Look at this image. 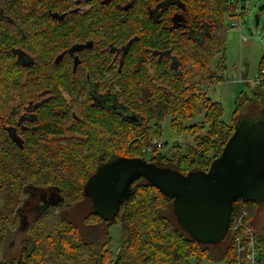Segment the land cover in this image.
Here are the masks:
<instances>
[{
    "label": "trees",
    "instance_id": "trees-1",
    "mask_svg": "<svg viewBox=\"0 0 264 264\" xmlns=\"http://www.w3.org/2000/svg\"><path fill=\"white\" fill-rule=\"evenodd\" d=\"M77 1L0 0V32L6 33L8 39H28L33 57L31 65L18 66L4 59L6 50L0 48V91L5 93L16 84H45L44 80L63 87L54 97L59 106L53 114L56 122H44L41 126L50 139L30 138L20 144L12 141L4 147L0 145V196L20 192V182L54 183L61 194L58 202L35 213L34 226L11 258L7 256L8 241L14 234L11 231L19 228L21 205L0 204V264H191V258H199L210 244L198 242L181 226L173 210V198L141 177L133 184L134 194L110 218L95 211L87 187L101 164L121 156L143 157L182 173L209 169L234 132L235 124L264 112V79L259 84L246 79L252 93H240L232 124L223 120L222 103L213 101L199 88L214 79H223L211 65L217 55L223 54L221 60L226 68V15L233 14L236 2L171 0L166 26L139 19L133 23L130 18L119 23L110 19V4L100 0ZM86 5L90 6L88 10L83 8ZM74 7L81 9L68 13L62 21L49 17V10L64 12ZM245 8L242 7V16ZM175 17L180 18L178 25L174 24ZM88 20L106 28L104 38L108 47H126L121 66L111 65L108 60L106 72L98 76L91 74L88 78L80 75L79 70L70 76L57 73L56 80L44 77L40 70H44L45 60L39 57L40 51L54 44L60 51L72 40L97 39L92 30L86 33ZM47 21L57 24H40ZM10 22L27 25L12 27ZM4 44L0 34V46ZM156 51L166 55L154 54ZM56 67L61 64L53 65ZM25 68L31 72L22 80L19 70ZM263 69L264 54L259 71ZM89 81L105 86L108 103L112 105L96 103L92 88L87 86ZM69 98L73 105L66 103ZM202 110L205 120L188 125ZM132 114L138 119H133ZM166 119L178 132H190L194 142L186 146L177 144L170 153H163L161 148L166 144L158 146L155 139L162 136ZM149 147L152 152L147 151ZM6 164L12 166L11 170L5 171ZM255 203L239 199L234 210L245 207L250 211L264 254V220L259 227L253 214ZM116 223L122 224L123 238L113 252L110 227Z\"/></svg>",
    "mask_w": 264,
    "mask_h": 264
},
{
    "label": "water",
    "instance_id": "water-1",
    "mask_svg": "<svg viewBox=\"0 0 264 264\" xmlns=\"http://www.w3.org/2000/svg\"><path fill=\"white\" fill-rule=\"evenodd\" d=\"M263 8L264 5L260 7ZM65 15L53 13L59 19ZM255 21L260 24L259 13ZM92 46L93 42L80 43L72 51ZM79 60L77 54L75 70ZM131 117L138 119L134 114ZM141 177L173 198L179 223L194 239L203 244L221 242L228 233L237 200L264 202V112L258 119L243 118L235 124L234 132L209 169L182 173L143 157L128 156L101 164L87 187L95 211L114 218L122 203L134 194L133 184Z\"/></svg>",
    "mask_w": 264,
    "mask_h": 264
},
{
    "label": "flooded vegetation",
    "instance_id": "flooded-vegetation-1",
    "mask_svg": "<svg viewBox=\"0 0 264 264\" xmlns=\"http://www.w3.org/2000/svg\"><path fill=\"white\" fill-rule=\"evenodd\" d=\"M100 1L102 4L111 5L110 9L112 10V14L110 19L118 21L119 23L122 21H127L130 18V21L133 23H137L139 19L141 22L147 24L155 21L169 26L167 8L171 0ZM83 8L88 10L90 6L86 5ZM80 9L81 8L78 7V10ZM74 11H77L75 10V7L64 12L49 10L48 13L50 18H53L57 21H62V19L54 17L53 13H65L66 17L68 13L72 14ZM133 11L134 13H132ZM105 17L106 14H104V18ZM48 23H51L52 25L57 24L53 21L41 22L40 24ZM179 23L180 18L175 17L174 24L178 25ZM9 24L12 27H25L27 25L25 22H10ZM95 25L96 23L94 21L88 20L86 33L89 34V32L92 30V33L95 36H98L97 39L89 37L82 42H73V40L70 38L69 40H72V43L62 48L60 51L58 50L56 44H54L52 47L45 46V48L40 51L39 55V57H43L45 60V62L42 64L44 70L41 68L40 73L43 72L44 77L46 78L51 77L56 80L57 73L62 76H70L71 74H76L80 70V75L87 76L89 78L91 74L98 76L106 72L105 68L106 62L108 60L111 61V65H117L119 63L121 66V60L123 58V54L125 53L126 47L124 45L114 46L111 48L108 47L106 45V39L104 38L107 31L106 28L97 27ZM70 27L73 28V22H70ZM110 27L111 26H109V29H111V34H114L112 27ZM14 33L17 34V32ZM0 34L2 39L5 41V44L0 46L2 50H6V52H4V59H8L10 62L16 63L18 66L32 64V48L26 43L28 42V39H17L16 36L14 39H8L6 33L3 34L0 32ZM70 34H73V29H71ZM86 42H93V46L81 51H72L74 45ZM77 54L79 56L80 62L77 69L75 70L74 65ZM154 54H160L162 56L166 55L165 52L160 51H156ZM59 64H61V67L53 68V65L58 66ZM19 71L23 75L22 80H25L27 78L26 74L31 72L26 68ZM43 82H45V84H16L8 87V90L5 93L0 91V145L2 144L3 147L6 146L7 142L11 143L12 141H16L17 144H20L24 141V139H50V135L45 133L41 126L44 122H56L53 114L58 111L59 106L57 100H55L54 97L56 96V92L59 90V88L63 87L54 83H47L49 80H44ZM87 86L88 88H92L97 104L112 105V103H108L110 98L105 94L106 88L104 85L89 81ZM66 103L68 105H73L72 99L70 98ZM56 137L58 138L57 135ZM11 167L12 166L9 164H6L4 166L5 171L11 170ZM29 183L22 185L20 182L17 185L18 188H20V192L18 193H12L8 197H5L4 195L0 196V204L15 202L21 205V212L17 221L19 228L18 230L16 229L11 231L14 232V234L8 241V258H11L16 253H18V250H20L19 244L21 245L25 242L27 238L26 232H29V229L34 226L32 222L34 220L33 216L35 213H37L41 207L52 206L61 199V194L57 190V187L54 183H49L46 185H34ZM22 189L23 195L21 196L20 194Z\"/></svg>",
    "mask_w": 264,
    "mask_h": 264
},
{
    "label": "rangeland",
    "instance_id": "rangeland-1",
    "mask_svg": "<svg viewBox=\"0 0 264 264\" xmlns=\"http://www.w3.org/2000/svg\"><path fill=\"white\" fill-rule=\"evenodd\" d=\"M236 8L232 13L226 15L224 35L226 36L225 63L223 66L222 55H217L212 62V69L223 76L222 80L214 79L212 83L199 86L200 90L207 92L213 101H219L224 107L223 120L232 124L233 112L236 108V101L242 91L251 95L252 88L246 85V79L252 84L259 73V63L264 54V0H233ZM245 8V15L242 16V7ZM236 13V14H235ZM260 14V24L256 25V14ZM238 21L239 26H232V22ZM116 98H112V100ZM110 100V99H109ZM205 110L199 111L195 117L187 122L188 125L205 120ZM255 119H258L256 117ZM163 144V153H170L173 146L181 144L186 146L194 142L190 132H178L175 130L170 119L163 122L162 136L159 139ZM149 158V155H146ZM254 219L261 227L264 220V203L253 204ZM112 243L110 250L115 252L119 240L123 238L122 224L116 223L110 227ZM230 243V234L217 244L207 245V250L199 258H191V264H230L227 253ZM110 264V263H107Z\"/></svg>",
    "mask_w": 264,
    "mask_h": 264
},
{
    "label": "built area",
    "instance_id": "built-area-1",
    "mask_svg": "<svg viewBox=\"0 0 264 264\" xmlns=\"http://www.w3.org/2000/svg\"><path fill=\"white\" fill-rule=\"evenodd\" d=\"M232 26H239V22H232ZM263 79L264 69L259 71L254 83L259 84ZM155 143L162 146L158 139H155ZM147 151L152 152V147ZM250 218L251 214L247 208H233L228 230L230 243L227 252L230 264H264L263 247Z\"/></svg>",
    "mask_w": 264,
    "mask_h": 264
},
{
    "label": "bare ground",
    "instance_id": "bare-ground-1",
    "mask_svg": "<svg viewBox=\"0 0 264 264\" xmlns=\"http://www.w3.org/2000/svg\"><path fill=\"white\" fill-rule=\"evenodd\" d=\"M59 149V148H58ZM59 151V150H58ZM59 153V152H58Z\"/></svg>",
    "mask_w": 264,
    "mask_h": 264
}]
</instances>
